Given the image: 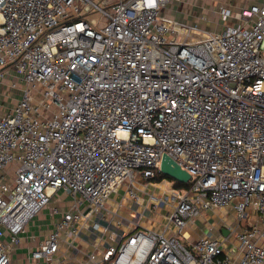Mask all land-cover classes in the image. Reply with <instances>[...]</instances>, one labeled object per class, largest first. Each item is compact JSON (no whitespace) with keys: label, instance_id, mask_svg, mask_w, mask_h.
<instances>
[{"label":"built area","instance_id":"2783aa9c","mask_svg":"<svg viewBox=\"0 0 264 264\" xmlns=\"http://www.w3.org/2000/svg\"><path fill=\"white\" fill-rule=\"evenodd\" d=\"M182 1L0 0V80L24 84L0 114V264L44 210L53 229L24 264H264V0L214 32L164 14ZM164 155L189 188L154 182ZM149 186L162 232L107 208L121 191L142 206ZM58 192L69 209L49 207ZM217 210L234 244L203 216ZM199 218L209 232L183 243Z\"/></svg>","mask_w":264,"mask_h":264},{"label":"rangeland","instance_id":"374dc122","mask_svg":"<svg viewBox=\"0 0 264 264\" xmlns=\"http://www.w3.org/2000/svg\"><path fill=\"white\" fill-rule=\"evenodd\" d=\"M255 0H183L180 3L172 4L168 10L164 12L165 15L169 16L170 19L178 24L192 26L195 28H199L200 30L207 31H217V29L222 30V26L234 24L238 19V13L241 6H245L246 4L251 5ZM222 6H231L233 10V18L228 22H223L221 20L219 9ZM19 75L12 74L10 77L6 79L0 80V114L7 108L12 107L17 103L19 98L21 97V92L24 87V84L20 81ZM8 80H13L17 82L16 89L7 88ZM169 181V180H167ZM162 182V181H161ZM171 182V181H169ZM164 184V183H161ZM162 186V185H161ZM165 187L168 185L165 184ZM165 189V188H164ZM162 188V190H164ZM162 193L161 190L156 189L154 186H149L147 188L146 194L143 192L139 193V197L144 198V202L148 204L150 195L160 196ZM113 197L110 198L107 202V208L110 211L115 212L117 207L119 206V202L121 201L120 194H113ZM145 196V197H144ZM54 200H56L57 205L61 208L69 209L70 205V196L64 194L63 192H58L53 202L50 204V208L55 206ZM143 206H137L132 201H128L125 205V208L121 209V214L126 216L128 219H133L135 223L140 222V226L144 229L152 230L154 232H162L166 225L168 224V220L164 219V217L168 214L166 208H162L161 211H151L147 210L146 213L142 215L141 218L134 217L133 213H138L141 210L143 211ZM146 211V210H144ZM203 216L206 218H210L209 223L212 225L213 223L222 224L233 223L234 221V212L233 211H207L203 213ZM127 219V220H128ZM53 220L49 217L48 210H44L42 213L34 217L27 225L26 233L34 234L37 237V240H41L46 236L47 231L49 230L50 225L53 226ZM52 223V224H51ZM125 225L122 226L121 229L112 228L111 231L117 233L118 235H122L123 232L126 233L128 228L126 227L128 221L124 222ZM207 225L203 223V221L199 218L195 224L191 225L190 229L186 230V234L181 236L180 239L183 243H188V240L192 237V233L195 232H204ZM172 233V232H171ZM189 234V235H188ZM99 237L100 235L97 234ZM188 235V236H187ZM84 239L87 242L93 243L95 236L82 235L81 239L78 241L81 242L83 246H87V249L83 248L84 251L91 255L94 253V249L92 246L88 245L87 242L82 241ZM107 240V239H106ZM105 245V244H103ZM63 246V245H62ZM75 256L74 252L70 253V257ZM79 257H82L80 255ZM83 259V258H82Z\"/></svg>","mask_w":264,"mask_h":264},{"label":"crops","instance_id":"0c3cea01","mask_svg":"<svg viewBox=\"0 0 264 264\" xmlns=\"http://www.w3.org/2000/svg\"><path fill=\"white\" fill-rule=\"evenodd\" d=\"M165 186V185H164ZM118 194H120L121 195V201L119 202V206L117 207V209H116V211H118L119 212V214L122 216V217H126V216H124V215H122L121 214V209H123V208H125V205H126V203L128 202V200H126V199H124V193L121 191L120 193H118ZM111 197H113V196H111ZM145 197V196H144ZM56 202H54V204H55ZM140 203H142L143 205V207H145L147 204H146V202H144V198L143 197H140ZM137 205V204H136ZM138 207L140 206V205H137ZM219 211H223V210H217L216 212L218 213ZM146 212H147V210H146ZM145 212V213H146ZM142 213H144V209H143V211L141 210V212L139 211L138 213H133L132 215H141ZM127 218V217H126ZM209 220H210V218H208ZM202 221H204V219H201ZM211 221V220H210ZM205 222V221H204ZM52 224V223H51ZM141 225V224H140ZM208 227H211V226H209V225H207ZM225 226H226V222H224V223H222V224H218V223H213V232H212V234L214 235V236H220L221 235V238H223V237H229L230 235H229V230H227L226 228H225ZM208 227H206V229H205V231L204 232H206V233H208L209 231L207 230L208 229ZM52 229H53V226L52 225H50V227H49V230L47 231V234H46V236L52 231ZM191 230V229H190ZM224 230H227V233H225V231ZM220 232H221V234H220ZM30 234H27V233H25V234H23L22 235V245H20L19 247H17V249L12 253V264H24V260H25V258L29 255V253H30V251L31 250H34L36 247H37V245L39 244V242H41L45 237H43L41 240H37V241H35V242H26V239L28 240V236H29ZM189 235V234H188ZM187 235V236H188ZM202 235V232H193L192 233V237L190 238V241L191 240H195L198 236H201ZM235 239L233 238V237H229L228 238V243H230V244H234L235 243V241H234ZM189 242V241H188ZM62 252H65V249H63L62 250ZM72 251H70V252H68L67 253V258L69 259H71V260H73V258L75 257V256H73L72 258L70 257V253H71Z\"/></svg>","mask_w":264,"mask_h":264},{"label":"water","instance_id":"95a60500","mask_svg":"<svg viewBox=\"0 0 264 264\" xmlns=\"http://www.w3.org/2000/svg\"><path fill=\"white\" fill-rule=\"evenodd\" d=\"M161 173L166 177L173 180L179 181L181 183H188L190 180V174L184 171L180 165L174 162L167 155H164L160 167ZM227 233V230H224Z\"/></svg>","mask_w":264,"mask_h":264},{"label":"trees","instance_id":"16d2710c","mask_svg":"<svg viewBox=\"0 0 264 264\" xmlns=\"http://www.w3.org/2000/svg\"><path fill=\"white\" fill-rule=\"evenodd\" d=\"M163 180H169V181L173 182L174 183V186L176 188H183V189H185V188H189L190 187V183H181L179 181H176V180H173V179H171L169 177H166L163 174H160L154 181L161 182Z\"/></svg>","mask_w":264,"mask_h":264},{"label":"bare ground","instance_id":"6f19581e","mask_svg":"<svg viewBox=\"0 0 264 264\" xmlns=\"http://www.w3.org/2000/svg\"><path fill=\"white\" fill-rule=\"evenodd\" d=\"M154 182H156V181H154ZM164 184H165V183H164ZM161 185H162V184H161ZM161 185H160V186H161ZM161 187H162L163 189L165 188L163 185H162ZM164 190H166V188H165Z\"/></svg>","mask_w":264,"mask_h":264}]
</instances>
